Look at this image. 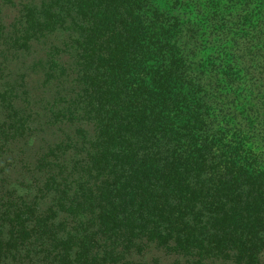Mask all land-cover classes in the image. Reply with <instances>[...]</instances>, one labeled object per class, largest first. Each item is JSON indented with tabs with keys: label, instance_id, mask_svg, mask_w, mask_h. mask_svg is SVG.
I'll return each instance as SVG.
<instances>
[{
	"label": "trees",
	"instance_id": "trees-1",
	"mask_svg": "<svg viewBox=\"0 0 264 264\" xmlns=\"http://www.w3.org/2000/svg\"><path fill=\"white\" fill-rule=\"evenodd\" d=\"M3 1L0 264H264V0Z\"/></svg>",
	"mask_w": 264,
	"mask_h": 264
},
{
	"label": "rangeland",
	"instance_id": "rangeland-1",
	"mask_svg": "<svg viewBox=\"0 0 264 264\" xmlns=\"http://www.w3.org/2000/svg\"><path fill=\"white\" fill-rule=\"evenodd\" d=\"M13 17V10L10 6H8L3 0H0V19L5 23L12 20ZM12 72H15V69L12 68ZM16 79L14 74H9L8 70L0 68V90L4 88V83L12 82ZM14 82V81H13ZM166 260H161L160 264H166Z\"/></svg>",
	"mask_w": 264,
	"mask_h": 264
}]
</instances>
